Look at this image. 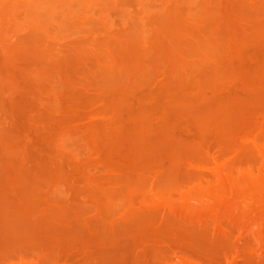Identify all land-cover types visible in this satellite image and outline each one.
Wrapping results in <instances>:
<instances>
[{
	"label": "rangeland",
	"instance_id": "rangeland-1",
	"mask_svg": "<svg viewBox=\"0 0 264 264\" xmlns=\"http://www.w3.org/2000/svg\"><path fill=\"white\" fill-rule=\"evenodd\" d=\"M0 264H264V0H0Z\"/></svg>",
	"mask_w": 264,
	"mask_h": 264
}]
</instances>
